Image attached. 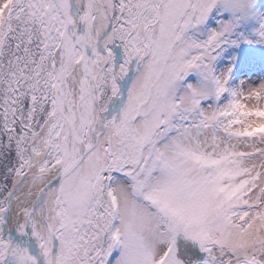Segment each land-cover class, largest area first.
<instances>
[{"label":"snow or ice","instance_id":"obj_1","mask_svg":"<svg viewBox=\"0 0 264 264\" xmlns=\"http://www.w3.org/2000/svg\"><path fill=\"white\" fill-rule=\"evenodd\" d=\"M0 264H264V0H0Z\"/></svg>","mask_w":264,"mask_h":264},{"label":"rangeland","instance_id":"obj_2","mask_svg":"<svg viewBox=\"0 0 264 264\" xmlns=\"http://www.w3.org/2000/svg\"><path fill=\"white\" fill-rule=\"evenodd\" d=\"M226 63H227L226 60H222V61H220L218 67H223ZM256 71L259 72L260 71V68L257 67ZM242 78H245V70L243 68L237 69L236 70V79L233 81V83L234 84L235 83H238L239 82V79H242ZM189 80H191V81L194 82L195 81V77L194 76H190L189 77Z\"/></svg>","mask_w":264,"mask_h":264}]
</instances>
